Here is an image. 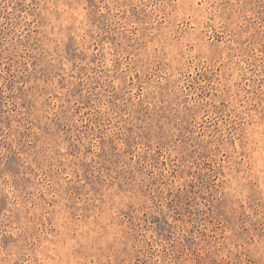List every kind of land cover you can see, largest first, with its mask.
Returning <instances> with one entry per match:
<instances>
[{
	"label": "rangeland",
	"instance_id": "obj_1",
	"mask_svg": "<svg viewBox=\"0 0 264 264\" xmlns=\"http://www.w3.org/2000/svg\"><path fill=\"white\" fill-rule=\"evenodd\" d=\"M0 264H264V0H0Z\"/></svg>",
	"mask_w": 264,
	"mask_h": 264
}]
</instances>
